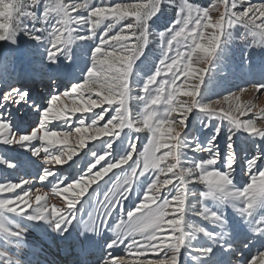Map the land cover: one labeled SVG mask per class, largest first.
<instances>
[{"label": "snow or ice", "instance_id": "6c2138e0", "mask_svg": "<svg viewBox=\"0 0 264 264\" xmlns=\"http://www.w3.org/2000/svg\"><path fill=\"white\" fill-rule=\"evenodd\" d=\"M239 29L251 70L264 0H0V67L23 45L48 90L0 76V165L40 183L0 180V264H38L33 231L77 227L101 237L96 264H264V108L241 102L264 82L212 98Z\"/></svg>", "mask_w": 264, "mask_h": 264}, {"label": "rangeland", "instance_id": "374dc122", "mask_svg": "<svg viewBox=\"0 0 264 264\" xmlns=\"http://www.w3.org/2000/svg\"><path fill=\"white\" fill-rule=\"evenodd\" d=\"M193 2L202 4L204 6H207L211 0H193ZM253 2H259V0H253ZM168 15H172V13H168ZM218 15V13H213V16ZM163 24V21L161 22ZM243 31L242 29H239L236 31L235 35L237 39H235L229 46H228V58L227 63L222 69H214L216 79L214 82V88L215 91L219 94V96H213V99L220 98V96L227 94L229 91H237L238 88L242 85H252L256 83L264 82V60L261 59V57L256 56L254 57V65L251 70L246 66L245 64V53H246V47L245 43L243 41H240L238 39L240 32ZM152 52L150 53V60L154 57L159 56V48L158 45L154 42L151 44ZM47 71V69L43 68L40 63L39 59L37 57H34L30 50L26 48L25 46L21 45L17 48L15 51L9 52V63L6 67H0V76H6L10 79H15L18 82L23 83L25 80V76L27 74L33 75L35 77V80L39 82V78L36 77L37 73H42ZM71 77L64 78L61 77L63 84L68 83V79ZM183 80V78H181ZM44 81H48L47 77H44ZM180 83V81H178ZM61 92L64 91L63 87H60L59 89ZM180 99H187L186 97H180ZM241 102H250L255 105L256 110H259L261 108H264V89L261 90L260 93L255 92V90L251 87H249V90L241 96ZM139 104L140 102L134 101L133 102V110L134 112L139 111ZM226 107V106H225ZM98 111V109H97ZM77 116L80 115V113L76 114ZM253 113H249L247 116L241 117V119H251L253 118ZM38 122V121H37ZM191 122V121H190ZM259 123V121H258ZM224 132H227L228 123L227 121H224ZM142 141L146 142L143 137L145 134H140ZM239 137H241V140L243 136L246 134L238 133ZM237 143H241L240 140L237 141ZM7 146H0V148H6ZM7 156L10 159H13L16 161L17 159L20 160L21 158L25 157H31L30 153H23V150L16 148L15 151H9L7 152ZM13 169H7L4 165H0V180H4L6 178V173H13ZM236 182L239 185L244 184V182L248 179L245 177L239 169L237 170V173L235 174ZM107 179V177L105 178ZM95 187V185H93ZM89 192H91V189H89ZM84 199H87V196L84 197ZM53 202V201H52ZM127 206V205H126ZM79 208V205L77 206ZM231 213V209L228 210ZM79 216V213H78ZM85 219H87V214L85 213L84 216ZM82 229L79 227L75 228L73 233L80 234L83 239H85V236L81 234ZM104 235H108L105 233ZM41 232L39 231H33L28 236V241L31 245H33V249H37L34 245L35 242L38 243H47L48 240ZM101 237H93L92 240H99ZM86 240V239H85ZM92 240H89L92 242ZM95 246V244H94ZM247 253V252H246ZM191 264V262H189Z\"/></svg>", "mask_w": 264, "mask_h": 264}, {"label": "bare ground", "instance_id": "6f19581e", "mask_svg": "<svg viewBox=\"0 0 264 264\" xmlns=\"http://www.w3.org/2000/svg\"><path fill=\"white\" fill-rule=\"evenodd\" d=\"M25 77L26 78L23 83L18 82V84L22 85L24 83H27L29 86L35 84L36 88H34L33 91L35 93H38L42 98L48 90L43 87V84L40 83L39 85V82L35 80V77H33V75L27 74ZM29 77L33 78L29 79ZM44 82L48 83L49 81ZM31 119H35V117H32ZM27 159L36 158L25 157L21 158L20 160L17 159L15 162L21 163ZM36 162L40 163L39 160H37ZM57 167H67V165ZM5 176V179L13 181H18L20 178L32 179L35 187L40 186L38 179H36L35 169L31 166H25L22 169L14 170L13 173H6ZM35 187H33V191H35ZM52 201L56 202L55 199H53ZM47 239V243H34L37 249H32V251L35 252V255H32L31 251L29 253V258L34 262H38V264H79V261L87 260L88 264H96L97 258L99 256L98 249L96 248V246H94L93 242L83 239L80 234L72 233L71 240L67 243L59 241L53 242L49 238ZM245 251L247 252V250ZM251 251L252 254H255L256 249L253 248Z\"/></svg>", "mask_w": 264, "mask_h": 264}]
</instances>
